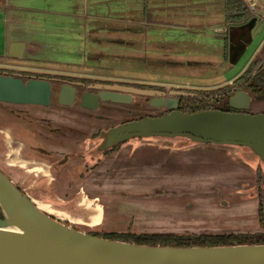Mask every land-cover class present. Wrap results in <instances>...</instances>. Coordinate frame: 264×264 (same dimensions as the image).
Returning a JSON list of instances; mask_svg holds the SVG:
<instances>
[{
	"label": "rangeland",
	"instance_id": "rangeland-1",
	"mask_svg": "<svg viewBox=\"0 0 264 264\" xmlns=\"http://www.w3.org/2000/svg\"><path fill=\"white\" fill-rule=\"evenodd\" d=\"M193 1L194 7L189 0H0L2 16L9 19L6 22L0 16V72L166 90L217 89L239 75L258 54L264 24L255 30L246 52L235 58V44L232 46L228 33L219 37L218 28L209 27L225 22L223 0ZM257 3L256 12L264 18V0ZM15 44L25 46L22 57L12 56ZM8 108L20 107L0 105V125L14 121L4 115ZM156 111L111 105L89 112L109 120L86 117L85 127L91 132L92 123L112 127ZM250 114L264 115V99L253 102ZM156 139L151 150L139 147L129 160L136 158L138 176L156 180L163 176L162 192L104 193L99 195L106 210L100 228L64 224L87 229V234L264 235V164L258 157L243 147ZM55 151L60 152L58 148ZM2 171L10 177L16 173ZM28 195L91 227L102 222L101 210L81 195H70L67 201L55 195Z\"/></svg>",
	"mask_w": 264,
	"mask_h": 264
},
{
	"label": "water",
	"instance_id": "water-1",
	"mask_svg": "<svg viewBox=\"0 0 264 264\" xmlns=\"http://www.w3.org/2000/svg\"><path fill=\"white\" fill-rule=\"evenodd\" d=\"M260 24H264V18L256 12L249 22L226 28L232 46L235 44V58L246 52ZM240 33L243 35L237 36ZM259 48L250 64L257 63L256 69L262 67L259 71L264 74V42ZM259 54L262 55L257 58ZM19 73L0 72V105L36 109L56 107L67 112L81 107L96 112L111 105L142 109L148 106L142 99H148L149 107L168 111L159 118H145L113 128L104 135L105 149L130 139L183 138L203 145L247 148L264 163V115L218 111L183 114L178 110L181 99L211 97L203 98L179 89L56 76H49V79L33 74L37 77L23 78ZM250 103L246 94H236L231 99L234 109L248 110ZM7 110L14 111L10 115L14 121L0 125V164L5 158H18L25 151L22 142H16L10 132L18 124L17 108ZM33 200L20 191L15 180L4 173L0 165V264H264V244L202 248L140 246L110 241L59 222L38 210ZM223 235L231 234L194 236Z\"/></svg>",
	"mask_w": 264,
	"mask_h": 264
},
{
	"label": "flooded vegetation",
	"instance_id": "flooded-vegetation-1",
	"mask_svg": "<svg viewBox=\"0 0 264 264\" xmlns=\"http://www.w3.org/2000/svg\"><path fill=\"white\" fill-rule=\"evenodd\" d=\"M241 35L243 34H237V36ZM257 65V63L255 65L249 64L239 75L224 82L226 85L217 87V89L203 92L184 90V93L197 94L203 98L210 96L211 98L192 99L203 102L199 106L200 110L194 113L181 111L180 107L182 108V102L188 100L181 99L178 110L183 114L218 111L225 114L251 115L250 111L252 110L253 102L264 99V74L259 71L262 70V67L256 69ZM19 75L23 78L37 77L33 74L21 72ZM49 76L50 75H43L42 78L50 79ZM236 94H246V96L250 97L251 103L248 110L232 108L231 99ZM142 100L144 104L148 105L142 109H155L157 111L155 112L156 114H149L139 120L145 118H159L162 117L164 113H168L164 108L149 107L150 100ZM220 102L223 103L220 104ZM240 104L243 103H239V105ZM5 110L6 115L12 116L14 113L13 110ZM17 111L18 113L14 116L18 120V124L17 126L12 125L15 127H13L10 132L16 142H22L25 151L17 159L5 158L0 165L3 169L15 170L16 173H12L11 177L15 180L20 191L26 195H55V197L61 199V201L71 199L70 195H81V199L92 203L102 212L101 224L97 227H91L88 223L79 219L74 220L68 214L52 207L53 213L51 216L59 222L63 224L64 221L77 223L87 226L90 229H97L103 225L104 216L106 215L103 201L99 195L104 193H122L126 195V193L147 192L152 190H156L155 192L159 194L164 190L163 176L158 180L148 176H138L135 164L136 158L132 159L131 162L129 160L131 155H135L139 147L145 146L146 151L151 150L149 146H152L153 142L157 140L156 138L130 139L115 144L107 149L103 148L104 135L106 133L113 128L131 122L121 123L112 127H103L104 122L100 123L103 126L92 123L90 126L94 129L89 132L85 127L84 119L86 117H92L94 120L102 121L109 119L101 117L100 115H91L87 110L81 107L73 108V112L71 109L70 112H67V110L57 109L56 107L37 109L32 107H20ZM139 120H134L132 122ZM61 138L68 140L64 141ZM159 139L164 140L163 138ZM67 142L69 143L67 144ZM55 148H58L60 152L55 151ZM128 148L129 155H127ZM124 151L126 152L125 156H123ZM12 160L14 162H12ZM140 180L143 182H140ZM153 180H156L154 182L156 185L154 186H152ZM123 181L125 182L124 184L121 183ZM145 182L148 184H145ZM159 183L161 186L158 187L157 185ZM158 188L159 192H157ZM57 211L59 212L57 213ZM87 220L89 221L88 217ZM81 229H83V231H81ZM78 231L85 233V231L88 232L89 230L80 227ZM112 234L136 235L130 233L110 232L98 234L91 231L89 232V235L98 238L108 237ZM258 235L264 238V235ZM136 236L139 237L142 235ZM142 238L144 240L151 239L150 237Z\"/></svg>",
	"mask_w": 264,
	"mask_h": 264
},
{
	"label": "trees",
	"instance_id": "trees-1",
	"mask_svg": "<svg viewBox=\"0 0 264 264\" xmlns=\"http://www.w3.org/2000/svg\"><path fill=\"white\" fill-rule=\"evenodd\" d=\"M252 12L249 11L242 0H231L227 4L226 24L227 27L242 25L249 22ZM181 111L194 113L199 111V106L203 103L199 100H184ZM46 195V194H45ZM142 237H150L144 240ZM110 241H121L133 243L140 246H162V247H216L233 245H260L264 244V238L258 234L253 236L246 235H223V236H177V235H145L136 236L129 234H112L108 237H101ZM133 241V242H131Z\"/></svg>",
	"mask_w": 264,
	"mask_h": 264
},
{
	"label": "crops",
	"instance_id": "crops-1",
	"mask_svg": "<svg viewBox=\"0 0 264 264\" xmlns=\"http://www.w3.org/2000/svg\"><path fill=\"white\" fill-rule=\"evenodd\" d=\"M229 1H231V0H223V2L225 3V22H224V20H222V21H218V22H215V23H213V24H211V23H208V24H211V25H209V27L210 28H218V29H216L215 31H216V33H220V35H218L219 37L220 36H224L227 32H226V27H227V24H226V10H227V4L229 3ZM189 4L190 5H192L193 7L194 6H196V4H195V2L193 1V0H189ZM6 10L8 11L9 9H10V6H9V4H6ZM256 13V12H255ZM0 16H2V12L0 11ZM210 16V15H209ZM211 17V19L212 20H214L213 19V15H211L210 16ZM224 17V16H223ZM1 18H4L3 20H5L6 22H8L9 21V19L7 18V17H4V16H2ZM214 22V21H213ZM216 33H214V34H216ZM262 42H264V41H262ZM261 42V43H262ZM260 43V44H261ZM17 45V46H16ZM15 46V47H14ZM24 48H25V46H23V45H21V44H15V45H13V47H12V49H11V53H12V56L13 57H17V55H18V57H22V55H23V53H24ZM252 60V59H251ZM251 60L250 61H248V63L246 64V66H248L249 64H250V62H251ZM246 68V67H245Z\"/></svg>",
	"mask_w": 264,
	"mask_h": 264
},
{
	"label": "bare ground",
	"instance_id": "bare-ground-1",
	"mask_svg": "<svg viewBox=\"0 0 264 264\" xmlns=\"http://www.w3.org/2000/svg\"><path fill=\"white\" fill-rule=\"evenodd\" d=\"M13 154V153H12ZM12 156H15L14 154L12 155ZM12 162H14L13 160H12ZM33 202H34V204L36 205V207L38 208V210H40L41 212H44V213H46V214H48V215H52V213H53V210L51 209L52 208V206H50L49 204H47V203H45V202H42V201H40L39 202V200H33ZM41 203V205L42 206H47V208H42L39 204Z\"/></svg>",
	"mask_w": 264,
	"mask_h": 264
},
{
	"label": "built area",
	"instance_id": "built-area-1",
	"mask_svg": "<svg viewBox=\"0 0 264 264\" xmlns=\"http://www.w3.org/2000/svg\"><path fill=\"white\" fill-rule=\"evenodd\" d=\"M250 12L255 13L258 8V0H242Z\"/></svg>",
	"mask_w": 264,
	"mask_h": 264
}]
</instances>
